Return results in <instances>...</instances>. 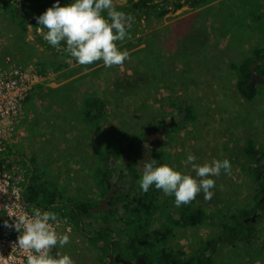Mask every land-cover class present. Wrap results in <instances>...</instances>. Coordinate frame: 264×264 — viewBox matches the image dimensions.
<instances>
[{
    "label": "rangeland",
    "instance_id": "rangeland-1",
    "mask_svg": "<svg viewBox=\"0 0 264 264\" xmlns=\"http://www.w3.org/2000/svg\"><path fill=\"white\" fill-rule=\"evenodd\" d=\"M114 1L116 6L117 2L123 6L127 3ZM192 11L193 8L184 6L164 17L134 21L129 29L131 39L118 42L122 48L125 43L135 41L125 48L131 59L123 66H103L83 75L77 74L76 67L57 76L53 70L44 74L47 79L43 87L32 93V99L25 105L21 119L24 134H17L11 147L35 153L49 181L71 198L100 200L102 193L95 175L96 150L103 141L128 135L138 138L140 144L149 120L164 116L172 102L188 99L198 118L175 136V145L170 150L173 168L195 176L191 165L185 163L189 153L201 165L228 159L234 177L223 170L220 176L210 177L216 182L213 198L205 200L200 193L195 205L208 211L220 207L225 213L251 208L254 182L246 167L244 147L247 139L253 138L264 151V85L258 82L256 98L245 100L237 92V76L228 64L240 62L255 48L264 46V0H220ZM28 26L27 42L42 58L36 54L32 59L18 57L16 60L28 66L31 62L37 64L39 71L42 65L38 62L43 58L52 69L57 63L65 67L73 64L72 59L71 63L58 59L53 62V50L40 41L35 24L30 21ZM1 31L0 48L5 54H18L15 49L18 52L29 49L24 43L16 46L10 27ZM141 36H146L145 40L139 41ZM53 81L66 83L55 88ZM94 92H99L110 111L106 120L91 125L82 117L81 101ZM142 153L140 149V158ZM123 161L120 158L114 164L121 166ZM164 196L171 200V195ZM165 220V215L155 216L151 227L160 226ZM254 224L258 234L255 240L262 246L264 222L257 220ZM221 232L220 221L190 228L177 226L166 247L190 252L201 249ZM219 247L216 264H264L263 251L247 260L235 256L229 245ZM57 253L69 255L74 264H99L98 254L86 236L74 229L69 244L53 249L52 254Z\"/></svg>",
    "mask_w": 264,
    "mask_h": 264
},
{
    "label": "trees",
    "instance_id": "trees-1",
    "mask_svg": "<svg viewBox=\"0 0 264 264\" xmlns=\"http://www.w3.org/2000/svg\"><path fill=\"white\" fill-rule=\"evenodd\" d=\"M213 1L129 0L125 6L115 5V7L117 11L133 16L134 21H141L152 17H164L185 5L199 9ZM71 2L72 0H59L60 6ZM56 3L57 0H25L23 3H19L17 0H0V32L2 33L1 29L4 27H10V31L15 36L16 46L20 47L24 43L29 48L25 52H18L20 50L15 49L14 51L18 54H10V56L32 59L37 54L39 58H42L40 52L27 42L30 30L28 25L32 21L35 27H38L36 18ZM257 16L261 18L259 14ZM39 38L47 48L53 49V46L41 36ZM145 38L146 36H141L138 40H145ZM134 43V40L127 42L120 49L128 48ZM0 51L3 55H7L1 48ZM38 63L42 65L40 72L43 75L53 70L47 59ZM228 66L231 71L236 73V89L240 96L247 101L255 99L259 92L258 86L264 85V82L251 88L248 86L252 79L253 68L264 78V46L255 48L251 55L240 62L229 61ZM62 67L64 64L55 66L58 70ZM42 87V84L36 85L26 103L32 99L36 90ZM81 110L82 117L89 124L96 125L107 119L110 107L99 92H94L84 97ZM179 111L184 112L185 115L183 120L176 123L180 128L198 118L197 111L190 100H178L170 104L169 112H166L164 116L149 120L145 124V129L156 128L154 125H157V128L161 127L168 121V114L173 119ZM144 134L145 132H143V136ZM169 139L167 147L174 144L175 137ZM101 145L96 150L99 165L95 170V175L102 195L106 194L110 188L109 177H111L112 170L121 171L123 174L131 176L132 185L129 191L119 199L123 201V211L121 212L111 209L95 213L91 211V208L98 205L99 199L88 197L76 200L66 195L62 189L49 181L45 171L41 170L37 155L33 152L29 153L25 150L8 147L6 155L0 156V172L5 167L24 163L29 169L30 175L25 191L26 201L41 207H50L56 213H63L72 223L73 229L86 236L89 244L98 254L99 264H137L139 258L147 264H216L215 258L220 250L219 246H223V244L229 245L231 251L235 252V256L246 257L247 260L258 252H264V244L261 246V243L255 240L258 235L256 229L246 223V218L252 217L255 213H259L258 222H264V151L256 145L253 138L247 139L244 152L247 156L246 167L254 182L252 196L254 205L251 208H239L231 213H225L220 207L216 211H208L196 206L195 200L190 204L177 207L174 195L170 196L173 200L171 202L164 196L163 191L156 189L154 185L144 192L139 186L142 172L137 167L138 151L140 150L138 138L128 135H123L120 138L108 137ZM127 149H131V154L130 162L126 168H123L122 165L111 168V159L113 158L114 162L119 161ZM169 155L170 158H167ZM155 160L158 162L156 166L165 164L174 166L171 152L166 149L158 152ZM236 164L237 162L234 163V167ZM233 173L234 170L231 171V177H234ZM163 215H165L166 222L160 226L151 227L153 218ZM218 221H220L221 234L209 239L201 249L188 252L183 249L174 250L166 247V242L173 235L175 227L213 225ZM8 233H11V229L4 216L0 214V234ZM116 253H120V258L129 263L117 262Z\"/></svg>",
    "mask_w": 264,
    "mask_h": 264
},
{
    "label": "clouds",
    "instance_id": "clouds-1",
    "mask_svg": "<svg viewBox=\"0 0 264 264\" xmlns=\"http://www.w3.org/2000/svg\"><path fill=\"white\" fill-rule=\"evenodd\" d=\"M106 13V15H105ZM36 32L51 46L62 50L82 66L102 61L106 67L123 66L130 60V53L118 47V42L131 39L129 29L134 17L117 11L114 0H72L60 6L59 0L37 18ZM62 43L65 45L62 48ZM71 63V60L69 61ZM145 156L151 152L146 144ZM186 164H190L195 176L182 173L165 164L156 166L153 159L143 162L140 188L147 192L151 186L162 190L165 195H174L175 205L190 204L200 193L205 200L214 196L212 189L223 172L231 175L228 159L214 160L210 164L196 163V157L189 153ZM141 169V167H140ZM14 227L21 233L18 246L29 253L27 264H74L69 255H53L52 250L70 243V236L58 234L53 224L57 220L54 212L36 211L33 216H15Z\"/></svg>",
    "mask_w": 264,
    "mask_h": 264
},
{
    "label": "built area",
    "instance_id": "built-area-1",
    "mask_svg": "<svg viewBox=\"0 0 264 264\" xmlns=\"http://www.w3.org/2000/svg\"><path fill=\"white\" fill-rule=\"evenodd\" d=\"M37 66H28L0 51V156L6 155L17 134L21 131V119L25 113L26 100L34 87L42 84L46 76ZM30 180L29 169L24 163L5 167L0 172V214L6 219L11 233L0 234V264H27V253L18 246L21 235L14 227L18 215L33 216L36 211L54 212L57 220L50 223L58 234L70 235L73 226L63 213L50 207H41L25 199Z\"/></svg>",
    "mask_w": 264,
    "mask_h": 264
},
{
    "label": "flooded vegetation",
    "instance_id": "flooded-vegetation-1",
    "mask_svg": "<svg viewBox=\"0 0 264 264\" xmlns=\"http://www.w3.org/2000/svg\"><path fill=\"white\" fill-rule=\"evenodd\" d=\"M169 108H170V105H169L168 109L166 110V112H169ZM184 116H185L184 112H182V111H179L178 116L175 115L173 117V119L171 118V115L168 114L167 115L168 121L165 122L161 127L157 128V125H154V127H156V128L145 129L144 137L142 138L141 143H140V149L142 150L143 153H142L141 158H140V154H139V160H138V164H137L138 170L140 172L143 170L142 164L145 161L144 157H145L146 148L145 149L142 148V144L145 141L147 133L150 134V138H149L147 144L151 145V152L148 153V155H147L148 158H146V159H153L155 162V165H157L158 162L154 158L156 157L157 153L160 152L159 150L164 147L166 150H168L170 152L171 147H173L175 145V143H174L171 147L170 146L167 147L168 143L170 141L169 138L175 137L177 134H179L180 130L183 129V128H180L179 126H177L176 122L178 123L179 121H181L180 118L184 119ZM127 151L129 152V156H130L131 149H127ZM125 154L122 157L123 160H124ZM129 156H128L127 160L123 161V165H122L123 168H126L127 164L130 162ZM114 167H117V166L115 164H113V166L111 165V168H114ZM140 167H141V169H140ZM109 182H110V188L108 189V192L106 194L101 195V199H100L99 203L108 195L111 188H113L114 194L111 197V199L109 200L111 208H109L108 210L113 209V210H117V211L121 212V211H123V209H122L123 201L119 200V199H120V196H123L124 193H127L129 191V189L132 185L131 184V176L128 174H125V173L123 174V172H121V171L117 172L115 170H112L111 177H109ZM113 206L115 208H113ZM258 218H259V213H255L252 217L246 218L247 225H251V227L253 228V224L258 220ZM249 219H250V221H249ZM191 227H198V226H191ZM188 228H190V227H188ZM117 254H120V253H116V255ZM137 264H147V263H145L143 261V259L139 258L137 261Z\"/></svg>",
    "mask_w": 264,
    "mask_h": 264
},
{
    "label": "crops",
    "instance_id": "crops-1",
    "mask_svg": "<svg viewBox=\"0 0 264 264\" xmlns=\"http://www.w3.org/2000/svg\"><path fill=\"white\" fill-rule=\"evenodd\" d=\"M125 1V0H124ZM215 2L214 3H217V2H219L220 0H214ZM127 3H128V0L126 1ZM114 3H115V1H114ZM126 3V4H127ZM213 2H211L210 4H214ZM118 6H123V4L122 3H116ZM125 4V5H126ZM124 5V6H125ZM186 6V5H185ZM207 5H205V6H203V7H206ZM184 7V6H183ZM199 10H201V8L200 9H194V11H192V12H195V11H199ZM154 18V17H153ZM157 19V18H156ZM28 41V40H27ZM31 44V43H30ZM33 46V45H32ZM34 47V46H33ZM62 47H63V45H62ZM35 48V47H34ZM53 54H52V56H53V62H55L56 63V61H58L59 60V62H64V61H67V60H70V59H72V61H74L73 62V64L72 65H70V66H67V67H62V68H60L59 70H58V68H55V67H53V75L54 76H57V75H59V74H62L63 72H66V71H68V70H72V69H74L75 67L76 68H79L78 69V73L77 74H81V75H83V74H85V73H88V72H90L91 70H94V69H96V68H101V67H103V66H105L104 65V63L102 62V61H98V62H96L95 64H92V65H87V66H82V65H79L75 60H74V58H72V57H70L67 53H64L62 50H58L57 48H54L53 47ZM47 56V55H46ZM48 58V57H47ZM44 60L46 59V58H43ZM42 59V61H44ZM58 59V60H57ZM27 64V63H26ZM28 64H30V66H37V64L36 65H33V63L31 62V63H28ZM60 63H57V64H54V66H57V65H59ZM39 66V65H38ZM37 66V67H38ZM48 73H51V72H48ZM67 77V76H66ZM54 81H56V79L54 80ZM53 81V82H54ZM67 81V80H66ZM66 81H63L62 83L63 84H65L66 83ZM55 84H56V87L55 88H59V86H61L62 85V83H60V82H54ZM83 102V100L81 101V103ZM99 165V164H98ZM54 211V210H53ZM71 234H72V232H71ZM70 234V235H71ZM69 235V236H70ZM52 253H53V250H52ZM51 253V254H52Z\"/></svg>",
    "mask_w": 264,
    "mask_h": 264
},
{
    "label": "water",
    "instance_id": "water-1",
    "mask_svg": "<svg viewBox=\"0 0 264 264\" xmlns=\"http://www.w3.org/2000/svg\"><path fill=\"white\" fill-rule=\"evenodd\" d=\"M24 1L25 0H17V2H19V3H22ZM125 1H127V0H125ZM258 82H264V78L258 73V71L255 68H253V71H252V79H251V81L249 83L248 88L253 87ZM149 138H150V134L147 133V136L145 138V141L142 144V148L145 149V146H146ZM128 156H129V152L127 151L126 154H125L124 160H127L128 159ZM146 158H148V156H145L144 157V159H146ZM113 164H114V159L112 158L111 159V165L113 166ZM113 194H114V189L111 188V190L109 191L108 195L96 207L91 208V211L96 213V212H100V211H106L109 208H111V205L109 203V200L111 199V197L113 196ZM113 208H115V207L113 206ZM115 259H116L117 262L129 263L125 259L120 258V254H117L116 257H115Z\"/></svg>",
    "mask_w": 264,
    "mask_h": 264
}]
</instances>
